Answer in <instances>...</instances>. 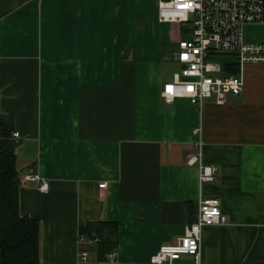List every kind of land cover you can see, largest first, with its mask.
Instances as JSON below:
<instances>
[{
  "label": "crops",
  "instance_id": "crops-1",
  "mask_svg": "<svg viewBox=\"0 0 264 264\" xmlns=\"http://www.w3.org/2000/svg\"><path fill=\"white\" fill-rule=\"evenodd\" d=\"M137 6L0 0V113L21 135L20 176L32 168L49 184L20 190L21 214L41 224L40 264H77L80 225L98 221L120 226L119 264H151L208 197L220 198L228 223L204 228L201 264H264V67L248 68L244 93L226 105L167 104L160 67L178 64L177 43L165 57L130 38ZM200 126L203 161L216 169L204 184L186 164Z\"/></svg>",
  "mask_w": 264,
  "mask_h": 264
},
{
  "label": "built area",
  "instance_id": "built-area-1",
  "mask_svg": "<svg viewBox=\"0 0 264 264\" xmlns=\"http://www.w3.org/2000/svg\"><path fill=\"white\" fill-rule=\"evenodd\" d=\"M158 8V22L186 27L183 38L179 33L177 63L180 69L173 82L164 85L162 99L167 104L186 98L202 110L209 100L223 106L228 97L241 96L245 90V72L248 68L264 67V42L245 39L247 26H264V0H147ZM202 127L194 129L197 137L195 151L186 155L188 166H197L200 183L216 180V169L203 161ZM21 135L14 133L18 142ZM22 185L39 184V190L48 192V181L31 168L21 176ZM101 184L100 188H106ZM228 223L222 211L220 198L208 197L199 202L196 220L187 226L184 235L175 244L161 246L152 256L151 264H173L183 256H192L201 264L203 230ZM80 245L91 242L79 237ZM108 264H119L117 251L108 255ZM77 264H100L91 260L87 248L80 250Z\"/></svg>",
  "mask_w": 264,
  "mask_h": 264
},
{
  "label": "trees",
  "instance_id": "trees-1",
  "mask_svg": "<svg viewBox=\"0 0 264 264\" xmlns=\"http://www.w3.org/2000/svg\"><path fill=\"white\" fill-rule=\"evenodd\" d=\"M12 122L0 113V264H40V221L20 210L22 183ZM119 233L116 222H87L79 228L80 237L91 242L85 248L96 254L100 264H108V255L118 250Z\"/></svg>",
  "mask_w": 264,
  "mask_h": 264
},
{
  "label": "rangeland",
  "instance_id": "rangeland-1",
  "mask_svg": "<svg viewBox=\"0 0 264 264\" xmlns=\"http://www.w3.org/2000/svg\"><path fill=\"white\" fill-rule=\"evenodd\" d=\"M137 3H139L140 6L132 9L127 15L128 19L126 26H128L130 30V38L137 39L139 36L147 43L145 46H151L152 48L153 44L150 42L153 41V43L158 45L160 50L163 51L165 57H168L173 51V46L178 41L179 33H182L181 36L183 38H190L189 35H186V27L180 28V26L178 27L176 25L160 24L158 22V8L155 3L147 0H137ZM249 36L251 38H260L264 36V26H247L245 28V39L248 42H253L254 40L252 39V41ZM148 61H152V59H148ZM178 70L179 66L175 62L167 60L163 62L160 67L161 86L163 87L165 83L173 82L174 74L178 72Z\"/></svg>",
  "mask_w": 264,
  "mask_h": 264
}]
</instances>
